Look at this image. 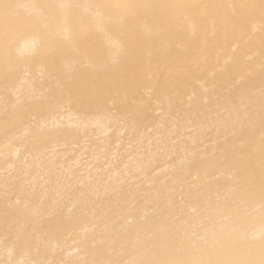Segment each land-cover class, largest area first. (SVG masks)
<instances>
[{"label": "bare ground", "instance_id": "bare-ground-1", "mask_svg": "<svg viewBox=\"0 0 264 264\" xmlns=\"http://www.w3.org/2000/svg\"><path fill=\"white\" fill-rule=\"evenodd\" d=\"M0 264H264V0H0Z\"/></svg>", "mask_w": 264, "mask_h": 264}]
</instances>
